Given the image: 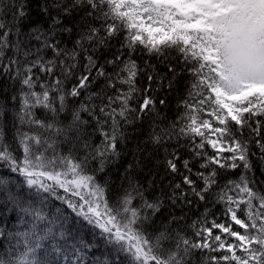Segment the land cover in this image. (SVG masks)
<instances>
[{
  "label": "snow or ice",
  "instance_id": "6c2138e0",
  "mask_svg": "<svg viewBox=\"0 0 264 264\" xmlns=\"http://www.w3.org/2000/svg\"><path fill=\"white\" fill-rule=\"evenodd\" d=\"M9 9L12 19L5 20ZM40 12L48 27L37 24L21 39L23 3L0 0V69L20 84L11 142L0 124V164L29 190L25 195L0 178V198L28 225L14 234L19 239L0 264H52L41 251L47 243L53 252L68 246L65 260L74 254L72 264H84L98 246L69 226L62 209L47 214L50 198L115 254L93 264H264V190L250 175V157L264 167V0H43ZM73 32V47H61L60 34ZM138 53L155 56L166 71L147 60L141 65ZM184 74L174 117L157 123L155 94ZM142 75L146 87L137 82ZM4 111L0 104V117ZM145 116L150 142L181 176L167 199L181 206L195 197L205 205L186 227L183 215L157 225L163 193L149 199L148 189L126 175L127 186L110 197L108 181L98 179L120 156L126 126ZM181 149L188 153L183 171ZM236 169L237 178L221 182ZM209 205H222L223 219Z\"/></svg>",
  "mask_w": 264,
  "mask_h": 264
},
{
  "label": "trees",
  "instance_id": "16d2710c",
  "mask_svg": "<svg viewBox=\"0 0 264 264\" xmlns=\"http://www.w3.org/2000/svg\"><path fill=\"white\" fill-rule=\"evenodd\" d=\"M17 3H23L24 10L27 13V18L23 19L20 24L21 39H29L28 33L37 24L42 25L44 28L48 27V17L44 16L40 12V7L43 3V0H17ZM4 19H12V11L10 9L7 11ZM58 38L61 41V47L66 46L67 48L71 49L73 47L74 41L78 37L75 32H73L72 34L61 33ZM12 39H15V37H12ZM30 43L33 45L37 44L34 39H31ZM112 43L115 44L116 41L114 40ZM101 51L103 52L104 56L108 55L107 51ZM111 51H115V49H111ZM46 55L51 57V51H48ZM135 58L138 59V63L141 65H143L145 60H147L150 64L155 65L158 71L162 73L166 71L164 65L161 64L155 56H148L146 53H138ZM99 62L103 63V57ZM108 70L111 71V68ZM13 76L14 72L9 74L0 69V104L4 105L5 107L4 115L3 117H0V124H2L4 128L5 140L9 142L12 141V138L15 135L16 129L13 127V124L15 112L19 109L20 84L17 80L13 79ZM187 79L188 76L184 74L177 79L173 89L169 90L167 87H164L161 89V91L155 94L156 107L161 114V116L156 120L157 123H159V121L165 116L169 119L174 117L178 96L185 92ZM137 82L141 85V87L147 86L146 77L143 75L138 79ZM101 84L102 80L98 81L92 86V90H98ZM149 94L151 95L152 93ZM13 96H16L17 100L14 101L12 99ZM162 98L166 100V106L159 104V100ZM37 115L42 116L43 113L38 110ZM85 118H88L86 114ZM151 122V118L145 116L142 119L127 125L125 128L126 139L118 145L120 149V156L109 163L106 166L105 171L103 173H98L97 176L101 182L104 180L108 181L110 186V197H115V195L121 190L122 186H127V180H125L126 175H130L135 181H138L141 185L148 189L146 195L149 199H153L163 193L162 198L164 200V205L161 211L157 214V225H160L161 223L166 224L171 215H176L177 217L183 215L185 216L186 220L181 222V226L186 227L187 223H190L193 219H196L201 213H203L205 205L203 202H197L195 197H189L194 201L193 204L181 206H174L171 204V201L167 199V195L171 192L170 185L180 182L181 176L170 173V171L166 168V153L164 152L163 148H156L150 142L149 133L151 132ZM23 130L27 131V128H24ZM98 141L99 137H96V142ZM169 151H171V146H169ZM252 151L258 150L253 147ZM180 154L181 160L177 161V164L181 171H183L182 161L183 159L188 158V153L181 149ZM250 158L253 165V172L250 173V175H252L254 180L257 181L258 187H260L261 190H264V167H262L258 156ZM129 165L132 166L131 169H129ZM93 166H95V162H93ZM193 169L197 170L198 165L193 163ZM126 170L128 171L126 172ZM241 171L242 169L229 171L222 178L221 182H223V179L237 178ZM0 178L8 179L10 181L9 187H11L13 190L19 188L24 192L25 195H28L29 190L26 186L22 185L23 178L17 173H11L10 170L3 164H0ZM193 179H195V177H193ZM149 182H151V187H149ZM61 194L63 193L61 192ZM209 207H211L213 215L218 217V222L219 219H223L221 216L223 211L222 205H216L214 207L209 205ZM57 208L62 209L64 214L69 216V225H73L75 227L74 229H76L77 225L75 222L78 218L75 217V214L72 213L70 209H67V206L62 204L61 201L50 198L44 210L47 214H50V216H55L57 215ZM21 215V213L13 209L10 203H6L3 198H0V233H2L0 234V255L7 254L11 245L15 244L16 240L19 239L18 237L14 238V234L18 231H24L28 226L26 223L21 221ZM24 219L27 220L28 217H25ZM85 234V239L91 241L94 245L98 243V246L88 250L87 259H90L91 255H93L95 259H103L104 255H108L110 250L107 249L102 240L93 234L90 226H85ZM46 247L41 251L45 254L46 258L49 259L47 255L50 254L47 253ZM55 253L57 254L58 252ZM113 255L115 254L113 253L112 255H108V259L110 261Z\"/></svg>",
  "mask_w": 264,
  "mask_h": 264
},
{
  "label": "rangeland",
  "instance_id": "374dc122",
  "mask_svg": "<svg viewBox=\"0 0 264 264\" xmlns=\"http://www.w3.org/2000/svg\"><path fill=\"white\" fill-rule=\"evenodd\" d=\"M55 200H56V199H55ZM56 204H58V203H56ZM75 223H76V225H77V228H76V229L79 230L80 234H81V235H86V234H85V227H81V224L84 223V222H81V223H77V222H75ZM69 226H70V225H69ZM71 227L75 228L73 225H71ZM72 235H75V232H73ZM66 239H68V241H69V245H70L71 243H73V241H72V239H71V236L66 237ZM57 243H58V244H63V241L58 240ZM46 250H47V253H49V254L51 255V256H50V255H47V257L49 258V260L52 261V264H57V263H58V264H72V262L75 261V259H76L75 255L72 254V255H70V257H69V260H67V261L65 260V254H66V251H70V249L68 248V246H65L64 249H62L61 251H59V252L56 254L55 252H53V251L51 250V244L48 243V244H47V247H46ZM46 250H45V251H46ZM86 259H87V256H86Z\"/></svg>",
  "mask_w": 264,
  "mask_h": 264
},
{
  "label": "bare ground",
  "instance_id": "6f19581e",
  "mask_svg": "<svg viewBox=\"0 0 264 264\" xmlns=\"http://www.w3.org/2000/svg\"><path fill=\"white\" fill-rule=\"evenodd\" d=\"M95 257L93 255H91L90 259H85V264H93Z\"/></svg>",
  "mask_w": 264,
  "mask_h": 264
}]
</instances>
